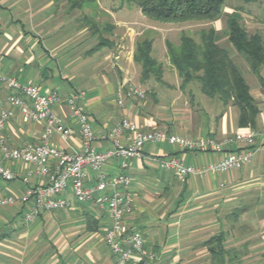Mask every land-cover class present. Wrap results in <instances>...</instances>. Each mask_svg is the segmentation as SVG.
<instances>
[{
    "label": "crops",
    "instance_id": "crops-1",
    "mask_svg": "<svg viewBox=\"0 0 264 264\" xmlns=\"http://www.w3.org/2000/svg\"><path fill=\"white\" fill-rule=\"evenodd\" d=\"M112 2L98 0L100 12L87 27L78 23L77 5L72 0H0L1 73L37 85L42 94L57 93L65 99L84 92L99 152L112 148L111 140L100 136L122 118L143 132L165 130L215 141L245 129L239 126L234 105L224 106L208 97L196 101L193 89H188L193 82L183 87L168 57L166 68L152 57V40L151 57L161 66V77L160 81L153 76L143 80L134 57L135 45L144 40L148 29L160 32V28L144 27L139 8L114 7ZM234 9H242V17L251 20L245 25L249 34L264 35V0L240 5L230 13ZM232 58L242 64L234 53ZM241 68L258 109L254 128L264 132V88L246 65ZM136 70H140V78L134 85L131 80ZM168 74L177 76L173 86L177 93L170 96L165 92L171 98L164 106L159 104L156 89ZM260 76L264 80V66ZM119 83L143 88L147 100L126 97L124 106H119L115 94ZM7 96L0 84V110L8 109ZM54 111L72 134L66 138L54 135L48 144L69 154L79 153L81 136L66 105L57 104ZM43 132V122H33L15 111L0 135L11 146H22L39 144ZM125 137L116 138L124 143ZM171 155L181 157L185 164H205L220 159L223 152L180 151L158 143L147 145L141 157L128 162L123 172L131 180L133 210L124 219L123 237L139 232L143 238V252L134 256V264H264V144L240 169L203 178L191 176L183 183L159 168L157 161ZM119 164L113 160L107 172L119 173ZM0 165L17 175L9 182L0 180V199H14L12 205H0V264H113L103 240L110 225L106 211L73 201L69 209L42 212L25 221L32 203L20 200L26 188L23 179L27 178L29 186L47 181L35 174L33 166L6 161L1 153ZM87 173L91 184L93 174ZM217 238L225 251L218 262L208 248Z\"/></svg>",
    "mask_w": 264,
    "mask_h": 264
},
{
    "label": "built area",
    "instance_id": "built-area-1",
    "mask_svg": "<svg viewBox=\"0 0 264 264\" xmlns=\"http://www.w3.org/2000/svg\"><path fill=\"white\" fill-rule=\"evenodd\" d=\"M115 65V63H114ZM0 84L8 91V109L0 110V132H2L15 111L33 122H43L44 132L39 144L11 146L0 135V153L6 161L21 162L35 168L34 172L45 185L29 186L27 178L21 202L32 203V209L25 215V221H32L42 212L69 209L72 202L90 203L91 207L106 211L110 225L106 229L104 244L113 257V264H134V256L143 252V238L139 232H132L123 237L124 219L133 210V193L129 189L130 177L123 171L128 162L142 156L147 145L167 143L180 151L223 152V156L210 163L185 164L181 157L171 155L159 159V168L170 171L174 178L183 183L188 177H206L240 169L251 162L253 156L264 144V132L251 127L227 137L221 141L211 138H189L165 130L143 132L126 118L118 120L101 140H111L112 148L103 152L96 149L97 137L91 126V118L85 106V93L74 92L67 98L57 93L42 94L37 85L23 84L15 77L5 76L0 71ZM128 87V88H126ZM116 100L124 106L127 99L143 100L145 91L119 83ZM64 103L78 126L82 150L76 154L49 145L48 140L54 135L68 137L71 130L64 128L62 119L55 113L54 107ZM125 135V142L116 137ZM113 160H119L117 174L106 170ZM93 174V182L87 183L88 173ZM17 175L8 167L0 165V180L9 182ZM11 197L0 199V205H12Z\"/></svg>",
    "mask_w": 264,
    "mask_h": 264
},
{
    "label": "trees",
    "instance_id": "trees-1",
    "mask_svg": "<svg viewBox=\"0 0 264 264\" xmlns=\"http://www.w3.org/2000/svg\"><path fill=\"white\" fill-rule=\"evenodd\" d=\"M139 8L148 20L160 24L213 23L222 15L226 0H125ZM244 5L258 0H238ZM224 37L242 64L232 58V53L221 46V37L210 27L201 31L199 42L180 33L179 45L166 41V52L175 68L182 86L191 82L199 85L203 95L218 100L222 105L232 104L238 109L239 126L255 125L258 109L249 93L242 73V65L257 78L264 88L260 70L264 66V36L249 34L243 24L242 9H234L226 17ZM152 41L142 40L135 45V61L141 67L143 80L151 76L160 81L161 66L151 57ZM209 251L217 262L223 260L225 251L220 238L212 239Z\"/></svg>",
    "mask_w": 264,
    "mask_h": 264
},
{
    "label": "rangeland",
    "instance_id": "rangeland-1",
    "mask_svg": "<svg viewBox=\"0 0 264 264\" xmlns=\"http://www.w3.org/2000/svg\"><path fill=\"white\" fill-rule=\"evenodd\" d=\"M112 1H113L112 6H114V7L122 6V7L130 8L132 10L138 11L137 7H135L132 4L127 3L125 0H112ZM258 1H260V0H258ZM72 2L78 6V7L76 6V9H77L76 11L78 12L77 13L78 14V23L81 24V26L90 27L91 26L90 23L93 22V20L96 16V13L100 12L98 0H72ZM240 5L243 6L244 4L238 0H226L225 6L222 9L221 17L213 23H194L193 22V23L171 24L170 25V24L155 23V22H152V21L146 19L144 16H141V17H143V19L145 21V22H143V24H145L144 27H146V26L148 27L150 25V26L158 27V29L159 28L161 29V30L160 29L158 30L160 32H157V30H151V29L147 28L148 29L147 31H149V32H145L141 39H144L147 41H149V40L153 41L152 57L157 59L158 61H161L163 63L162 64L163 68H166L167 64L165 63V61H166L168 56H167V53H165L166 49L164 47V40L171 42L174 46H178L180 33H184V34H187V35L193 37V39L196 42H199L200 32L207 30L210 27L215 26L216 28H218V34L221 37L220 44H221V46L225 47V45H227V43H226V39H225L223 34L226 31V26H225L226 17L230 13L231 9L237 8ZM246 7H252V6H246ZM261 16H264V12L261 13ZM67 20L68 19H65V21H66L65 22L63 19V23L67 24L68 23ZM249 21H251V20H247L246 18H243V24L244 25H246V23ZM94 25H96V24H94ZM258 26H260V25L258 24ZM226 48L230 51V53H234V51L231 49L230 45L227 46ZM236 62H238V61H236ZM139 71L140 70H136L135 74L133 73L134 76H132L131 83L134 85L138 83V80L140 78V75L138 73ZM241 71L243 73V76L245 78H247V74L245 73V71H243V70H241ZM176 77H177L176 74H174V76H171V75L169 76V74L166 75L163 78V84L162 85L159 84V86L157 87L156 93L158 94L157 98L159 100L160 105L167 106V104L169 102V97L176 95V93H177L176 88L177 87L176 88L173 87V86H175V82H178ZM151 81L154 82V80H151ZM161 87H164V88H161ZM172 87H173V89H172ZM190 88L193 89V93H194L196 101L198 99H208L205 95H203L201 93L199 85L197 83H195V82L191 83V85L188 86V89H190ZM165 92L168 93L170 96L167 95V97H165V95H164ZM147 98H148V94L145 93V98L142 101H146Z\"/></svg>",
    "mask_w": 264,
    "mask_h": 264
}]
</instances>
